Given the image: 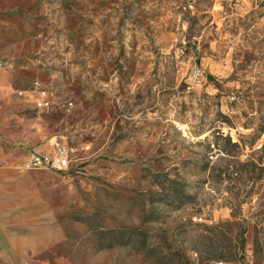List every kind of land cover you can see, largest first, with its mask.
I'll use <instances>...</instances> for the list:
<instances>
[{"label": "rangeland", "instance_id": "obj_1", "mask_svg": "<svg viewBox=\"0 0 264 264\" xmlns=\"http://www.w3.org/2000/svg\"><path fill=\"white\" fill-rule=\"evenodd\" d=\"M53 136L31 264H264V0H0V165Z\"/></svg>", "mask_w": 264, "mask_h": 264}, {"label": "crops", "instance_id": "obj_2", "mask_svg": "<svg viewBox=\"0 0 264 264\" xmlns=\"http://www.w3.org/2000/svg\"><path fill=\"white\" fill-rule=\"evenodd\" d=\"M56 142L65 143L47 137L29 151L49 152ZM28 156L19 165H0V264H31L36 255L64 238L55 209L43 194L42 179L37 172L20 168Z\"/></svg>", "mask_w": 264, "mask_h": 264}, {"label": "built area", "instance_id": "obj_3", "mask_svg": "<svg viewBox=\"0 0 264 264\" xmlns=\"http://www.w3.org/2000/svg\"><path fill=\"white\" fill-rule=\"evenodd\" d=\"M70 154L71 149L65 143L56 142L49 152L30 153L20 168L26 171L48 169L59 173H67L70 168Z\"/></svg>", "mask_w": 264, "mask_h": 264}, {"label": "trees", "instance_id": "obj_4", "mask_svg": "<svg viewBox=\"0 0 264 264\" xmlns=\"http://www.w3.org/2000/svg\"><path fill=\"white\" fill-rule=\"evenodd\" d=\"M209 79L212 78L210 75L207 76ZM217 87L219 86L218 84L216 85Z\"/></svg>", "mask_w": 264, "mask_h": 264}]
</instances>
